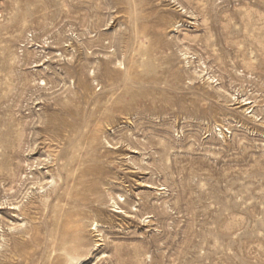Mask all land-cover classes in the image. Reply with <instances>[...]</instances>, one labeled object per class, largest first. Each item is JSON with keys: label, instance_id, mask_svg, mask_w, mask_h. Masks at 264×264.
I'll use <instances>...</instances> for the list:
<instances>
[{"label": "rangeland", "instance_id": "rangeland-1", "mask_svg": "<svg viewBox=\"0 0 264 264\" xmlns=\"http://www.w3.org/2000/svg\"><path fill=\"white\" fill-rule=\"evenodd\" d=\"M0 132V264H67L65 161L82 264H264V0H0Z\"/></svg>", "mask_w": 264, "mask_h": 264}, {"label": "bare ground", "instance_id": "bare-ground-1", "mask_svg": "<svg viewBox=\"0 0 264 264\" xmlns=\"http://www.w3.org/2000/svg\"><path fill=\"white\" fill-rule=\"evenodd\" d=\"M71 133L74 134L73 132ZM0 139V170L2 172H11L13 170V159L11 158L12 156L7 150V146L1 143L2 138ZM65 157L66 153L62 152L60 153V155L56 156L55 161L64 159ZM27 166H29L28 163ZM63 171L66 173V176L64 177ZM15 172H13V174L16 175ZM99 173V170L95 166H91L86 169H76L73 167L72 162L65 161L61 165V170L59 169V172H52L51 176L48 177L50 181H48L47 184L51 185L53 183H56L53 191H56L57 189H63L62 192L58 193L54 197V200L56 202L55 204H53V206L51 205V214L53 213V215L51 216V220L48 221V226L53 227V233L52 235H50L53 238L54 245L56 244V248L62 251L65 255L67 264H82L80 261L82 259L81 250L84 246L82 242V233L83 230L88 227V223L86 224L85 222L84 208L94 200L93 196L96 192L95 182L99 177ZM56 175L60 178L57 179ZM10 176L13 175L11 174ZM35 178L38 184H42V178L40 179L37 175ZM46 185H40V189H45ZM48 196L49 195L47 194V198H49ZM63 202L65 203L62 204ZM114 204L117 205V202H114ZM98 224L99 223L93 221L91 225L92 227L95 225V227L97 228Z\"/></svg>", "mask_w": 264, "mask_h": 264}]
</instances>
